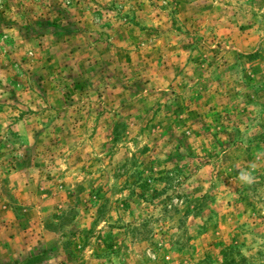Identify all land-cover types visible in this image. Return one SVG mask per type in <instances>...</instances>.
Listing matches in <instances>:
<instances>
[{
	"label": "rangeland",
	"instance_id": "rangeland-1",
	"mask_svg": "<svg viewBox=\"0 0 264 264\" xmlns=\"http://www.w3.org/2000/svg\"><path fill=\"white\" fill-rule=\"evenodd\" d=\"M0 264H264V0H0Z\"/></svg>",
	"mask_w": 264,
	"mask_h": 264
}]
</instances>
